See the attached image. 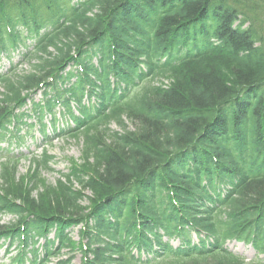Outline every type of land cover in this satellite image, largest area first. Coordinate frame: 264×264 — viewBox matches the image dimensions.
<instances>
[{"label":"trees","instance_id":"obj_1","mask_svg":"<svg viewBox=\"0 0 264 264\" xmlns=\"http://www.w3.org/2000/svg\"><path fill=\"white\" fill-rule=\"evenodd\" d=\"M18 48L0 74V142L60 107L83 150L55 185L45 152L21 177L0 154L12 262L244 264L227 239L264 254V0H0V54ZM79 224L84 247L67 233Z\"/></svg>","mask_w":264,"mask_h":264},{"label":"rangeland","instance_id":"obj_2","mask_svg":"<svg viewBox=\"0 0 264 264\" xmlns=\"http://www.w3.org/2000/svg\"><path fill=\"white\" fill-rule=\"evenodd\" d=\"M77 0H72L75 3ZM16 59V58H15ZM4 67H7V62L1 63ZM21 69H25L26 67L22 66ZM41 97H37V100H40ZM111 130H116L114 125H110ZM50 133V129H48ZM24 141L23 146H17L14 141H11L8 150L19 157L18 164L16 165V176H23L27 173L30 167V153L40 154L41 148L45 147L41 136L39 134L38 128L31 129L26 134H22ZM54 139V140H53ZM3 147H7L3 145ZM48 155L53 157L52 165L50 166L53 170L51 172H43L42 178L46 182V184L54 185L56 180L60 178L61 174L67 173V168L70 167L72 163H79L82 150L83 143L82 139H75L71 137H60L55 139L52 137L51 142L48 143L46 149ZM83 205H87L86 202L82 203ZM11 217L4 216L0 218V224H8L11 221ZM71 237L74 241L78 240L77 230H74L71 234ZM174 245V243H173ZM227 248L237 254L242 255L246 262L251 264H264V256H257L254 250L251 249L250 246H243L240 243L233 241L227 244ZM11 254H14V250L10 251ZM0 263L8 264V260L5 254V248L0 249ZM72 264H81L80 263V255L76 253L73 259Z\"/></svg>","mask_w":264,"mask_h":264}]
</instances>
